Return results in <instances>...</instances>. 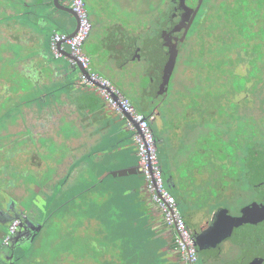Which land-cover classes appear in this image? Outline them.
Segmentation results:
<instances>
[{"label": "rangeland", "instance_id": "374dc122", "mask_svg": "<svg viewBox=\"0 0 264 264\" xmlns=\"http://www.w3.org/2000/svg\"><path fill=\"white\" fill-rule=\"evenodd\" d=\"M261 1L264 2V0ZM1 2L8 3V1L4 0H0ZM83 2L85 3L89 20L93 25L92 34L90 33L89 40H86L87 44L85 41L83 45V52L84 46L86 51L89 45L96 43L94 39L102 40L108 37L107 30L110 27L109 22L111 21L119 25V30L122 28V32L141 30V34L145 36V41H143L139 49L141 50L140 58L142 60L139 72L124 73L128 83L136 84L137 88L144 92V95L139 96L147 101H155L154 105L149 106V104H145V106L141 99L131 94L132 91L130 92L128 88L123 86L122 82L118 80H115V82L120 86L119 89L122 93L136 104L135 106L133 105L135 109L143 111L147 117L155 114V112L157 115H160L157 116L153 129L159 137V141H161L158 146L161 168L163 172H166L167 176L175 174L177 183H183L178 185V190L173 188L174 192L176 191V197L179 198H176L178 211L183 215L186 213L191 214L192 212V214L195 213V215L200 217L197 207L203 204L202 208L206 206L212 210L215 208L214 206L219 205L226 207L232 214L237 213V209L235 210V208L241 205L240 200L236 196L237 193L235 195L232 194V200L229 202V200L224 199V188L221 190L223 184L227 183L228 186V182L222 183L226 168L221 163V158L226 154L230 158L227 161L228 164L232 163L231 166L227 167V174L235 179L236 184L233 181L230 182V188L234 189L235 185L237 192L242 191L243 186H241L242 179L240 176L243 173V169L239 167L240 162L236 160L234 154L240 151L239 146L235 145L233 147L229 142H227V145L221 142L223 147L220 150V140L214 141L213 137L210 136L211 130L215 128L211 123V118H214L215 112L218 113V105L221 104V99L217 98V93L219 95L223 94L221 83L223 80L222 63L230 64V67L231 65L234 67H244L240 66L242 64H245L247 67V58L249 57L250 60V53H252L251 48L256 46L264 47V33L255 35L254 31H252V26L249 25L247 33H251L250 39H246L244 43L240 41L234 43L231 39L229 40L230 43L224 44V40L220 35L222 33L220 30L221 26L216 21L218 17L228 15L231 11L220 3H210L209 14L211 20L208 19L206 22L207 18L199 21V17L198 19L195 17L196 15H205L207 7L201 6L199 10H196V7L195 9L192 8L193 14H191V9L189 12L184 10L187 4L183 0H83ZM245 2L251 8L257 7L256 12L253 13L254 16H257L256 14L264 15L262 2H258L257 0ZM16 8L19 9V7ZM170 11H173L171 22H185L184 26L176 28V26L167 25V27H163L164 21L160 19L159 15L162 13V17L164 18V14H170ZM60 14L72 19V16L67 15L70 14L69 12L63 13L61 11L58 13L54 11L52 17L56 23L49 21L48 28L44 31L37 30L35 26L34 32L38 33L40 31L41 33H45V38H48L55 32L51 34L52 30L61 29L65 31L64 27L60 25ZM182 16H186V21L181 19ZM73 20L75 19L73 18ZM93 21H96L97 24H93ZM6 28L8 27L0 24V55H10L9 61L15 60L13 65L17 69L20 66L22 68V65L28 66L27 63L35 60L39 54L35 55L33 51L38 49L37 44L41 40L36 38L35 42H29L30 39H19V35H16L13 39L15 42L11 44L10 42L13 40L9 41L5 36H15V33L7 32L15 30L16 27H14L13 23H10V29L5 30ZM163 32L164 34H161ZM91 36L93 39H91ZM251 41H253L252 44ZM91 42L93 43L91 44ZM26 43H33L34 45L28 46ZM235 44L238 46L242 45L240 53L225 52L221 55V52L230 50V47ZM219 49L223 50L219 52L217 51ZM38 51L44 52L43 49ZM254 52L256 51L254 50ZM84 54L89 58L85 52ZM259 56L261 55L259 54ZM127 59L128 62H134L129 61V58ZM54 63L61 67H71L69 62L68 65L62 59H55ZM134 65L135 62L132 63V66ZM19 71L21 69H18V77ZM76 71L79 72V69L77 68ZM252 72L253 70L249 71L250 74ZM13 74L15 75V73ZM16 80H18V88L20 90L31 89L19 87L24 84L19 79L14 80L15 85ZM47 80L44 79L45 82L42 83L47 85ZM76 80L77 72H74L72 81L76 82ZM43 84L39 82L35 83V86H38L35 88L37 94L33 92L35 96L31 97L32 100L41 91V100L45 101ZM186 86L190 90L194 88V95H192L194 98L193 105L201 102L206 112H197V114L192 116L188 115L189 117L186 111L177 115V111L183 110L181 106L179 109H176L175 113L174 107L178 105V101L181 102L182 92L188 91ZM133 87L135 85H129V88ZM91 90L94 91V89ZM64 93L66 94V91ZM19 98L22 100L20 102L21 106L12 109L13 115L7 122L5 121L7 113L4 112L7 101L3 100L4 102H0V117H3L0 121V134L2 132L6 134L2 137L0 135V208H4L5 210H9L10 206H13L15 209L22 208L28 214H33L32 216L35 217L36 221L44 224V228L34 244L23 245L24 247L20 246L15 255V263L12 260L13 263L10 262V264H109L110 261H112V264H124L120 260L117 261L121 259V255H119L121 253L119 248L120 242L114 247H106V242L101 240L106 232L100 234V231L98 232L99 237L97 238V242L94 240V236L97 234L96 226L98 230L104 227V216L98 215V210H93L96 211L93 215L91 214L92 211L91 213L84 212L86 201L83 199L71 202L62 210L59 208L64 201L62 199L63 196H60L62 195L60 191L64 188L60 187L57 182L68 168L67 166H63L62 163L65 160H62V158L65 156L68 148H64L65 145L61 140L63 138L61 129H82L83 134H86V131L89 130V125L84 127L77 120L80 118L76 116V113H74L75 116H68L66 118V114L63 118H59L60 111L54 110L57 116L59 115L57 123L52 109L56 107L59 101L35 102L34 100L28 102L29 99L25 97L23 99L21 96L16 97V99ZM195 98L198 99L197 103ZM229 98L241 100L242 102L238 103H242L241 105L244 107H250V103L245 102V99H249L251 106L255 108L252 95L248 92H241L237 95L229 94ZM186 99L187 96L185 97V101ZM168 102H170V105ZM74 104L77 110L81 108L79 102ZM24 105L27 107H24ZM26 111L30 112L25 115ZM32 114H39L40 117L44 116L46 120L43 117L36 118ZM51 114H53V118H51ZM203 115L208 116L204 121L200 118ZM207 120L209 121L207 125V131L209 129L207 137L202 138L204 133L201 136H197L199 133H202L199 121L204 126ZM123 121L127 120L122 119ZM176 123H181L182 126L185 123L187 127L183 126L182 130L178 129L174 132L176 126L172 124L175 125ZM188 123L192 127L191 132L188 131ZM41 124H43L42 127ZM48 126H55L51 129L54 134L50 131V136H48L47 132ZM28 128H31V130L18 132ZM237 133L238 131L231 130L227 135L231 136L233 134L234 137L232 136V139L237 142V138L235 137ZM76 140V143L73 144V149L76 155H81L80 153L84 150V144L82 143L84 139L79 137ZM236 142L233 143L236 144ZM1 146H5L2 148L3 150H1ZM175 159L181 161H178L176 164ZM94 163L99 162L94 161ZM94 167L95 165L90 167L89 164H84L81 170L75 168L72 176L73 180L76 179L78 182H83L85 177H89L88 175L92 179L91 170ZM173 168L174 170H171ZM128 179H131V177H128ZM141 181L144 182V177ZM90 197H94L100 201L103 196L94 191L90 194ZM191 197L192 199H190ZM194 200L196 203H194ZM131 201L127 200L126 208L136 206V202L132 203ZM191 203L195 208H191ZM79 204L83 206L81 207ZM101 205L97 206L100 208ZM134 210L135 208H132L131 212ZM102 212H104L103 209ZM118 214H121V210L115 208L114 214L111 213L109 216L116 224L124 220V216L122 218ZM92 220L97 221L98 224L96 223L94 226L89 225L88 222ZM188 230L191 231L190 228ZM8 233V228L0 225V254L9 252L8 247L4 246L3 241V236ZM114 242L116 244L117 241ZM207 257L205 256V261H203L198 255L197 264H207L209 261ZM212 263L215 264L213 261ZM0 264L8 263H4L0 259ZM127 264L137 263L133 261Z\"/></svg>", "mask_w": 264, "mask_h": 264}, {"label": "crops", "instance_id": "0c3cea01", "mask_svg": "<svg viewBox=\"0 0 264 264\" xmlns=\"http://www.w3.org/2000/svg\"><path fill=\"white\" fill-rule=\"evenodd\" d=\"M4 1H8V3H0L2 15L4 13L8 15L26 14L22 16L21 19L19 18L16 22V26H14L16 27L15 30L7 32L15 33V36H5L7 40H13L16 35H19V39H30L29 42H35L36 38L41 40L37 44L38 49L33 51L35 55H37V53L39 54L36 56L35 60L27 63L28 66L22 65L23 68L20 66L21 70L25 69L28 71H35V74L31 79L41 84H43L42 82H45L44 79H48V84H43L44 87L47 88L53 84H56V86L60 83L65 84L67 77L68 80L72 81L74 72H77V80L75 82L76 86L73 87V85H71L70 87L73 94L72 97L69 98L66 94L60 95V93H58V95L54 98L50 97V93L47 91L48 89L44 91L45 101L46 99L49 102L59 101L56 107L52 109L53 111H60V116L58 115L59 118H63L66 114V118H68V116H75L74 113H76V116L80 118L77 120L81 122L84 127L89 125V130L86 131V134H83L82 129H61L63 133V138L61 140L65 145L64 148H68L65 156L62 158V160L65 159L62 163L63 166H67L68 168L63 173L61 179L57 182L60 187L64 188L60 191L62 194L60 196H63L62 199L64 200L59 207L60 210L65 208L71 202L80 199L86 201L84 212L91 213L92 211L91 214L93 215V213L96 212L93 210H98L97 214L104 216V227L98 230L96 226L97 234L94 236V240L97 242V238L99 237L98 232L100 231V234H104V232H106L102 238L100 237L102 241L106 242V247H114L120 242L119 248L121 253H119V255H121V259H118L117 261L120 260L124 264L133 261L137 264H181V255L176 250L173 241V230L165 224L161 211L154 204L151 194L147 191L144 182L141 181L143 178L142 174L129 175L127 177H112L110 175L111 172L134 168L138 165L136 143L134 140L136 135L135 131L129 128L127 121L122 122V119L124 118H122L120 113L110 108L95 90L93 91L91 90L92 88L89 89L88 87L86 88L80 85L78 80V71L74 70L70 66V68H66L58 66V64L56 65V63H54L55 59H62L68 64L67 57L69 54L67 47H65L62 53V57L57 58L53 56V60L46 59L52 54L49 48L51 35L48 38H45V33H41L40 31H44L48 28L49 21L56 23L52 17L54 15V11L60 13L62 10L58 9L55 5H65L69 8L67 0H58L57 3L55 2L54 4L53 0ZM16 7H19V9ZM62 12L64 13L65 11ZM35 15L39 18L37 20V25L33 23L36 19ZM67 15L72 16V19L60 14V25L64 27L65 31L55 29L51 32L57 31L70 35L75 31L77 27L76 18L71 13ZM73 18L75 20H73ZM93 22V24H97L96 21ZM109 23L110 27L107 30L108 37L102 40L94 39L96 43L92 44L93 42H91L94 46L89 45L86 51L84 46V52L90 58L91 68L100 76L107 79L111 85L118 89L121 93L122 91L119 89L120 86L115 82V80L122 82L123 86L128 88L130 92L132 91L131 94H134L137 98L141 99L144 105H154L155 101H147L143 99V97L139 96L144 95V92L140 91L136 84L128 83L124 73L139 72L138 70L142 65L140 63L142 61L140 58L141 50L139 49L143 41H145V36L141 34V30L122 32V28L119 30L120 27L119 25H116L115 22L111 21ZM35 26L37 27V30H40L38 33L34 32ZM91 26L93 28L92 24ZM7 29L10 28H6L5 30ZM91 39H93L92 36ZM88 40L89 39H87V41ZM13 42H15V40L10 43L12 44ZM26 45L30 46L34 44L26 43ZM40 49H43L44 52H39L38 50ZM127 58L130 59L129 61H134L135 65L132 66V63L134 62H128ZM52 72L54 73L53 79L49 80ZM129 85H135V87L129 88ZM65 91H67L66 88L64 89V92ZM122 95L124 94L122 93ZM74 97L78 99L73 100ZM125 97L132 105H136L127 96ZM77 102L80 103L81 108L79 110L76 109V105L74 104ZM170 102L168 103L169 105ZM173 105L174 103L171 106L173 107ZM181 106L182 104L178 101V105L174 107L175 113L176 109H179ZM136 110L145 114L139 109ZM27 113L28 111L25 112V115ZM53 114L55 116V121L58 123L57 113L54 111ZM53 114H51V118L54 117L52 116ZM32 115L36 118H45L44 116L40 117L39 114ZM157 116L160 115H157L156 112L151 115V118L153 119V126ZM119 117L122 119L120 118L119 120ZM44 120H46V118ZM48 123L50 124V122ZM172 125L179 126L181 130L183 128L181 123ZM11 127L13 129L12 125ZM54 127H47L48 136H50V131ZM51 133L53 132L51 131ZM79 137L84 139L82 142L84 144V150L80 153L81 155H76L73 149V144L76 143V139ZM93 160L98 161L99 163L95 164ZM175 160L176 164L178 161H181L177 159ZM84 164H89L90 167L95 165V167L91 170L92 179H90V175H88L89 177H85L83 182H78L76 179L73 180L72 176L75 168L77 170H81ZM174 168L171 170H174ZM128 177H131V179H128ZM166 177L167 180H169L168 184L171 187V194L176 200L178 197H176V191L174 192V189L178 190V185L183 183H177L175 174H171ZM97 182L99 184H97ZM94 191L103 196L100 201L94 197H90V194ZM190 199H192V197ZM127 200H132V203L136 202V206L126 208ZM98 203L102 204L100 208L97 206L99 205ZM194 203H196L195 200ZM202 205L203 204H200L199 207L196 206L200 212V217L195 215L194 212V214H192V212L191 214H185L187 221L193 230H202L208 221V217L211 216L212 212L214 215V210H217H211L206 206L202 208ZM79 206L82 207L83 205L79 204ZM115 208L121 210V214H118L119 217L122 216L123 218L124 216V220L117 222V224L109 217L111 213L114 214ZM132 208H135L133 212H131ZM191 208H195L192 203ZM102 209L104 212H102ZM88 223L89 225L94 226L97 221L92 220ZM114 241H117L116 244ZM96 245L98 247L97 243ZM212 251L207 253L204 252V257L208 256L207 259L209 261L207 264H213L212 261L215 262V264H218V258L212 254ZM198 255L203 259V256L200 255L199 252ZM109 264H112V261H110Z\"/></svg>", "mask_w": 264, "mask_h": 264}, {"label": "flooded vegetation", "instance_id": "af4514ba", "mask_svg": "<svg viewBox=\"0 0 264 264\" xmlns=\"http://www.w3.org/2000/svg\"><path fill=\"white\" fill-rule=\"evenodd\" d=\"M188 1H190L191 3L193 2L196 5L207 7V9L205 10V15H200V16L196 15L195 18L198 19L199 17V21H202L203 18H207L206 22L208 21V19L211 20V16L209 14L211 2H213L214 4L220 3L221 5H223L224 7H226L231 11L228 15H221L220 17H218L216 21L221 26L220 30L222 33H220V35L221 38H223L224 40V44L230 43L229 40L231 39L234 43L236 41L237 42L240 41L241 43L245 42V40L242 37H239L240 28L235 24V22H237L238 20L243 19L249 21V24L252 26V31H254L255 35H257L259 30L261 31L264 30V15L262 14L258 15L255 13L257 16H254L253 13L256 12L257 7L251 8L250 5L245 2V1L250 2L252 0H206V1L188 0ZM257 1L262 2L263 3L262 6L264 7L263 1L261 0H257ZM243 9L245 10L243 11ZM248 10L249 12H247ZM172 13L173 11H170V14L167 13L164 14L165 15V17L163 18L164 23L171 22ZM159 17L161 19L162 13L159 15ZM163 27H165V25ZM252 43L253 41H251V44ZM241 47L242 45L238 46L235 44L234 46L230 47V50L228 51L226 50L225 52L240 53ZM251 49H252L251 51L252 53H250L251 55L250 60L249 58H247V67L245 64L240 65L244 67H234L232 65L230 67V64L222 63L223 80L221 83H222L223 94L219 95V93H217V98L221 99V104L218 105V109H217L218 113L215 112V115H213L214 118H211V123L213 126H215V128L211 130L212 132H210V136L213 137L214 141L220 140V145H221L219 146L220 150H222L223 144L227 145V142L231 143L233 147L235 145H238L240 151L237 153L234 151L235 152L234 154L236 156V160L240 162L239 167H242L243 169V173H241L240 176V178L242 179L241 186H243V190L237 192L236 191L237 188L235 185H234V189L230 188V182L233 181L235 183V179L232 178L231 175L227 174V167L232 165V163L228 164L227 162L230 158L229 156H226V154L224 155V157L221 158L222 160L221 163L224 164L226 168L224 171L225 176H223L222 183L228 182V186L226 183L223 184V186L221 187V190L222 188H224L223 191L225 195L224 199L227 201L229 200V202H231L232 194L235 195L237 193L236 196L238 200H240L241 205L238 208H235V210L237 209L236 210L237 213L235 214L230 213V211L224 206L223 207L214 206L215 207L214 209L217 210L220 208L227 210V215L234 218V221L232 222L231 220L226 219L225 226H227L229 223L235 224L231 231L226 232V228L225 226H223L224 219L219 220L218 234L224 236L225 234L230 233V236L223 239L222 242L217 246V248L212 251V254L218 258V264H264V112H259L256 110V108H254L250 111L243 112L241 110H238V112L231 113V111L227 110V106H226L227 100L237 103L242 102L241 100H237V98H235L234 100L230 99L229 94L237 95L242 92V91L241 92L234 91L233 82H242L243 79H245V85L249 87V92L250 95H252L254 102L256 100L255 96L257 92L258 78L261 79L262 81V78L264 77V47H261L259 51H256L254 47H252ZM253 49L256 52H254ZM259 54L261 56H259ZM75 70H77V68ZM248 70L249 71L253 70V72L250 74ZM235 76H238L239 79H234ZM205 81H207V79H205ZM186 88L188 91L182 92L181 102H179L181 104L186 105V108L184 109L182 108L183 110L177 112V115L178 113L182 114L185 111L187 116L188 115L192 116L194 114H197V112H201V111L206 112V110L204 111L201 102L193 105L194 98L192 95H194V88L192 90H190L188 86H186ZM186 96H187L186 101L188 103L185 101ZM197 100L198 99L195 98L196 103L198 102ZM250 106H251V102H250ZM201 107L203 108V110ZM231 114L234 116L236 115L239 116L241 114H243V116H246L248 120L241 122L244 124V127H240V126L237 127L235 125V121L231 120L230 118ZM144 117L147 118L146 115H144ZM200 118L202 119V121H204L206 118H208V116L203 115ZM208 123L209 121L207 120L203 126L199 121V126L202 130V134L204 132L206 134L209 133L208 132L209 129L207 131ZM42 126L43 125L41 124V127ZM150 128L152 130L156 149L158 152L159 143L155 139L154 136L155 132L153 129V125L152 127L150 126ZM178 129H180V127L176 126L174 132H176V130ZM25 130L30 131L31 128ZM231 130L238 131L235 137L237 138V142L239 143H237L232 139L234 137L233 134H231V136L227 135L228 132ZM23 131L24 130L22 131L20 130L18 132H23ZM233 142H236V144H234ZM223 150H225V148H223ZM162 176H163V180L166 182V184L164 182V186L170 192L171 187L167 185V181H166L167 178H165L163 172H162ZM217 210L214 211L216 212ZM180 214L181 217L183 218L185 225L187 226L186 228L187 229L190 228L191 230L188 231L191 237L193 238L194 243H195V238L193 237L194 234H198L203 230L207 229L211 224L214 216L212 212L211 216L208 217V221L206 222L202 230L201 229L193 230L187 221V217L182 213ZM32 215L33 214H28L22 208L15 209L13 206H10L9 210L0 208V225L7 227L8 230L11 227H13V232L10 236V239L8 240V242H4L5 244L4 246L8 247L9 252L0 254L1 255L0 259L2 262L10 264V262L13 263L12 260H14L15 263V259H16L15 255L18 249L20 248V246L28 245V244L32 245L35 243L37 237L40 235L41 231L44 228V224H42L41 222L39 223V221H36L35 217ZM168 227H170L173 230V234H174L175 231L173 226H168ZM5 236L6 235H4L3 237L5 238ZM12 253L14 254L13 259L8 260V258Z\"/></svg>", "mask_w": 264, "mask_h": 264}, {"label": "built area", "instance_id": "2783aa9c", "mask_svg": "<svg viewBox=\"0 0 264 264\" xmlns=\"http://www.w3.org/2000/svg\"><path fill=\"white\" fill-rule=\"evenodd\" d=\"M69 3L71 11L77 19V31L74 35L53 33L49 43L51 53L54 57H62V53L67 47L68 62L71 65H80L83 70L78 75L79 82L94 89L110 108L129 115L138 125L139 133L130 124L129 128L136 133L134 140L138 166L142 170L145 187L152 194V199L161 210L166 224L176 228L175 243L181 255V264H197V248L177 210L175 199L164 187L158 152L148 122L141 113L135 111L129 100L118 89L91 68L90 59L82 49L92 30L85 3L83 0H69ZM12 232L13 227L9 229L4 242H8Z\"/></svg>", "mask_w": 264, "mask_h": 264}, {"label": "trees", "instance_id": "16d2710c", "mask_svg": "<svg viewBox=\"0 0 264 264\" xmlns=\"http://www.w3.org/2000/svg\"><path fill=\"white\" fill-rule=\"evenodd\" d=\"M183 2L187 4V5H185V9L184 10L189 12L190 9H191V14H193L192 8L195 9V7H196V10H198L201 7V5H196L195 3H193V2L191 3L188 0H183ZM184 10H183V15H184ZM24 15H26V14H22V15H20V14L8 15V14H5V13L3 15L1 14L0 15V24L5 25L8 28H10V23H13L14 26H16V22L19 20V18L21 19V17L24 16ZM240 15H241V12H240ZM246 16H248V15H246ZM35 18L36 19L34 20L33 23L37 25L38 24L37 20L39 18L36 15H35ZM161 19L163 20V17H161ZM181 19L186 21V16H182ZM184 24H185V22L177 23L176 21L175 22L173 21V22L163 23V26L165 25V27H167V25H170V26H173V27L176 26V28H179L180 26H184ZM235 24L240 28L239 29V32H240L239 34L243 36V37L242 36L241 37L245 41H246V39L247 40L250 39V37H251L250 34L251 33H247V31L249 29L248 26L250 25L249 21H246V20L242 19V20H238L237 22H235ZM263 33H264V30H262V31L259 30V32L257 34L259 35V34H263ZM51 34H52V32H51ZM162 34H164V32ZM254 48H255L256 51H259V49L261 47L260 46H256ZM222 50L219 49L217 51L221 52ZM224 52H221V55H223ZM9 57H10V55H7V56H1L0 55V97H1L0 102L2 103L4 101L5 102L7 101V103L9 104L8 105L7 103H5V111L4 112L7 113V115H5L6 116V119H5L6 122L13 115L12 109L16 108L17 106H21L20 102H22V100L20 98L16 99V97L21 96L22 99L25 97V98L29 99L28 102H32L34 100H35V102H39V101L42 102L43 101V100H41V96H42V95H40V94H42L41 91H40L39 95L35 97V99H33V100L31 99V97L35 96L33 92H35V94H37L36 91H35V88L38 87V86H35V83H37V82L33 81L31 79L34 76L35 71H28V70L22 69L21 71H19V77H18L17 76L18 75V69H20V67L17 69V67H15L13 65V63H15V60L9 61V59H10ZM46 59L47 60H53V55L52 54L49 55ZM7 63L10 64V65H8ZM13 73H15V75ZM53 74L54 73L52 72L49 80L53 79ZM67 78H66L65 84L60 83L58 86H56V84H53L52 86H50L48 88L47 87H43L44 91L46 89H48L47 91H48V93H50V97H54L55 98L58 95V93H60V95L65 94L63 92H64V89L66 88L67 97H69V98L72 97L73 94H72V90H71L70 87H71V85H76V83L73 82V81L68 80ZM248 78H250V77H248ZM15 79H19V80H21V83H24L23 85H21L19 87H25L27 89L28 88H31V89H28V90H25V91L24 90H20L18 88V80L15 81L16 85L14 84V80ZM234 79H239V77L235 76ZM80 85L82 87H87V86H85V85H83L81 83H80ZM40 88H42V87H40ZM233 89L236 92H238V91L241 92L242 91V92L250 93L249 92V87H247V85H245V79H243L242 82H233ZM43 93H45V92H43ZM255 98H256V100H255V108H256V110L259 111V112H264V77L262 78V81H261V79L258 78L257 92H256ZM74 99H78V98L74 97L73 100ZM43 102H48V100L46 99V101H43ZM245 102L250 103V100L249 99H245ZM226 106H227V110L231 111V113L232 112L233 113L238 112V110H241V111L244 112V111H250V110L254 109L251 106L250 107H244L243 105H241V104H239L237 102H232L230 100L226 101ZM24 107H27V106L24 105ZM182 107L184 109V108H186V105L182 104ZM248 108H249V110H248ZM230 118H231V120L235 121V125L237 127L238 126L244 127V124L241 123V122L248 120V118L246 116H243V114H241L239 116H237V115L234 116V115L231 114ZM2 119H3V117H0V121ZM147 120L149 121V124L152 127L153 119L151 118V116L147 117ZM184 127L185 128L187 127L185 125V123H184ZM188 128H189L188 131L191 132L192 127H191V125L189 123H188ZM0 135L2 137V136H5L6 134L4 132H2ZM201 135H202V133H199L197 136H201ZM154 136H155V139L160 143L158 136L155 135V134H154ZM205 136L207 137V134L204 132L202 138H205ZM3 147H5V146H3ZM3 147L1 146V150H3L2 149ZM158 157H159V152H158ZM163 173H164L165 178H167L166 177L167 175L165 174V172H163ZM106 174H107V172H106ZM107 177H109V176H107ZM97 184H99V183L97 182ZM170 192H171V188H170ZM202 256H204V253H202Z\"/></svg>", "mask_w": 264, "mask_h": 264}, {"label": "water", "instance_id": "95a60500", "mask_svg": "<svg viewBox=\"0 0 264 264\" xmlns=\"http://www.w3.org/2000/svg\"><path fill=\"white\" fill-rule=\"evenodd\" d=\"M57 1L58 0H53V4L55 2L57 3ZM55 6L58 9H61L62 11L69 12V13L73 14L71 12V10L69 8H67V6H65V5L59 6L56 4ZM76 22H77V19H76ZM76 31H77V28L75 29V31L71 35H74L76 33ZM81 72H83V70H81ZM134 126H135V130L138 132L137 124H135ZM131 169H134V170H131ZM136 174H142V170L139 168L138 165L134 168L124 169V170H120V171L110 173V175L113 177H127L129 175H136ZM166 181H167V185L169 186V184H168L169 180H166ZM221 219H224L223 226H225L226 219L231 220V222L234 221V218L227 215V210L220 208L214 213L212 222L209 225V227L207 229L203 230L202 232L198 233V234H194L193 237L195 238V245L197 247L198 252L201 255L204 252L207 253V252H210V251L216 249L217 246L222 242L223 239L230 236V233L225 234L224 236L218 234V232H219V220H221ZM234 225H235L234 223H229L227 226H225L226 232L231 231L233 229ZM13 257H14V254L12 253L10 255V257L8 258V260L13 259ZM204 259H205V257L203 256L202 260L204 261Z\"/></svg>", "mask_w": 264, "mask_h": 264}, {"label": "bare ground", "instance_id": "6f19581e", "mask_svg": "<svg viewBox=\"0 0 264 264\" xmlns=\"http://www.w3.org/2000/svg\"><path fill=\"white\" fill-rule=\"evenodd\" d=\"M67 4H68V7H69V9L71 10V8H70V3H69V0H67ZM72 12V11H71ZM57 32V31H56ZM55 33V32H54ZM58 33H61V32H58ZM62 34H64V33H62ZM83 49V48H82ZM70 64V63H69ZM71 65V64H70ZM71 67L75 70L76 68H78L79 69V72L78 73H81V70H82V68H81V66L80 65H78V64H76V65H71ZM130 102V101H129ZM130 104H131V102H130ZM131 106L134 108V106L131 104ZM135 109V108H134ZM135 111L136 112H138V113H141V112H139V111H137L136 109H135ZM118 112V111H117ZM120 113V115L122 116V118H124V119H126L127 120V122H128V126H129V124L130 125H132L134 128H135V122H133V120L131 119V117L129 116V115H127V114H125V113H123V112H119ZM142 114V113H141ZM143 115V114H142ZM144 116V115H143ZM146 120H147V118H145ZM147 122H148V120H147ZM148 125H149V123H148ZM149 127H150V125H149ZM137 129H138V125H137ZM151 129V128H150ZM152 131V130H151ZM137 132V131H136ZM137 133H139V129H138V132ZM159 143V142H158ZM158 146H159V144H158ZM137 153V152H136ZM165 187V186H164ZM165 189H166V187H165ZM167 190V189H166ZM150 193V192H149ZM170 193V192H169ZM151 194V193H150ZM171 194V193H170ZM172 195V194H171ZM151 197H152V194H151ZM172 197H173V195H172ZM174 198V197H173ZM175 199V198H174ZM153 200V199H152ZM154 202V201H153ZM175 202H176V200H175ZM154 204L157 206V204L154 202ZM158 207V206H157ZM176 207H177V202H176ZM159 208V207H158ZM160 210V209H159ZM177 210H178V208H177ZM161 211V210H160ZM162 213V212H161ZM180 213V212H179ZM162 216H163V214H162ZM163 219H164V216H163ZM165 221V220H164ZM186 226V225H185ZM187 227V226H186ZM173 228H174V231H175V233H174V238H173V241H174V245H175V248H176V250L178 251V249H177V246H176V243H175V239H176V237H177V231H176V228L173 226ZM186 230L188 231V229L186 228ZM188 233H189V231H188ZM190 234V233H189ZM191 236V235H190ZM192 238V237H191ZM193 239V238H192ZM193 242H194V240H193ZM194 245H195V243H194Z\"/></svg>", "mask_w": 264, "mask_h": 264}]
</instances>
